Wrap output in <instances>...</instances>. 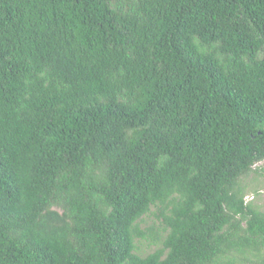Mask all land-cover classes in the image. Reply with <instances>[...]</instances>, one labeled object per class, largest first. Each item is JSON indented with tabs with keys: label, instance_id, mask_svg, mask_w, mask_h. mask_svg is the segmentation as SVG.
<instances>
[{
	"label": "trees",
	"instance_id": "16d2710c",
	"mask_svg": "<svg viewBox=\"0 0 264 264\" xmlns=\"http://www.w3.org/2000/svg\"><path fill=\"white\" fill-rule=\"evenodd\" d=\"M263 162L264 0H0V264H264Z\"/></svg>",
	"mask_w": 264,
	"mask_h": 264
},
{
	"label": "rangeland",
	"instance_id": "374dc122",
	"mask_svg": "<svg viewBox=\"0 0 264 264\" xmlns=\"http://www.w3.org/2000/svg\"><path fill=\"white\" fill-rule=\"evenodd\" d=\"M257 168H259V169L264 168V162L261 163V164H259V165L257 166ZM262 195H263V203H264V190L262 191ZM249 199H251V197H250Z\"/></svg>",
	"mask_w": 264,
	"mask_h": 264
}]
</instances>
